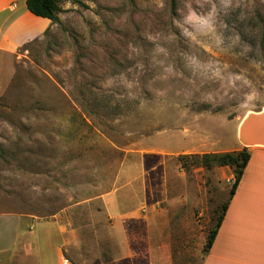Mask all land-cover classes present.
Listing matches in <instances>:
<instances>
[{"label":"rangeland","instance_id":"rangeland-1","mask_svg":"<svg viewBox=\"0 0 264 264\" xmlns=\"http://www.w3.org/2000/svg\"><path fill=\"white\" fill-rule=\"evenodd\" d=\"M60 6L0 96V224L28 216L31 255L17 245L11 264H201L233 170L178 156L234 151L235 124L264 107V0ZM106 193L114 215L150 220L123 226ZM155 231L169 259L149 253Z\"/></svg>","mask_w":264,"mask_h":264},{"label":"crops","instance_id":"crops-1","mask_svg":"<svg viewBox=\"0 0 264 264\" xmlns=\"http://www.w3.org/2000/svg\"><path fill=\"white\" fill-rule=\"evenodd\" d=\"M53 25L50 19L32 14L27 9L25 0H0V96L14 75L18 51L42 39ZM234 146V151L245 148L249 152V158L201 264H264V107L245 113L235 124ZM105 203L113 219L123 226L150 220L151 211L148 215H138L124 209L114 215L111 210L117 208L118 203L111 193H106ZM1 215L6 214L0 213ZM8 216L13 222L6 226L0 224V245L5 242L3 249L0 247V252H6L5 260L11 264V252L17 245L20 246L23 257L31 255L27 251L26 236L20 228L21 219L28 216ZM41 222L53 225L58 244L62 235L60 230L57 231L56 224L51 221ZM154 236V242H159L160 245L157 244L149 253L153 252L156 257L164 251L169 259L168 239H159V232L156 231ZM56 250L60 258L59 245ZM36 258L37 261L41 259L40 256ZM63 258H60L61 264ZM39 262L42 264V260Z\"/></svg>","mask_w":264,"mask_h":264},{"label":"trees","instance_id":"trees-1","mask_svg":"<svg viewBox=\"0 0 264 264\" xmlns=\"http://www.w3.org/2000/svg\"><path fill=\"white\" fill-rule=\"evenodd\" d=\"M70 1H72L73 3H78L80 0ZM60 2L61 0H25L26 7L32 14L48 18L52 22L59 21L58 14L62 11ZM248 158L249 152L245 148H242L238 151L222 153H193L178 156V159L181 161V166L186 168L189 165L202 166L205 168L227 165L233 170V181L229 191V198L221 204L214 225L209 229L207 233L203 247L204 252H207L214 240L219 224L229 203V199L237 186V183L248 161Z\"/></svg>","mask_w":264,"mask_h":264},{"label":"built area","instance_id":"built-area-1","mask_svg":"<svg viewBox=\"0 0 264 264\" xmlns=\"http://www.w3.org/2000/svg\"><path fill=\"white\" fill-rule=\"evenodd\" d=\"M62 263H63V264H69V262H68V260H67L66 258H63V259H62Z\"/></svg>","mask_w":264,"mask_h":264}]
</instances>
